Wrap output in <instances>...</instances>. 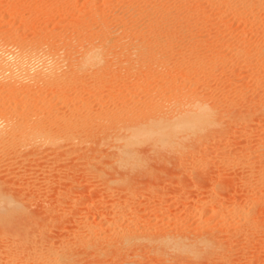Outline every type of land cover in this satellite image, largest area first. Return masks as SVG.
Returning <instances> with one entry per match:
<instances>
[{
    "label": "rangeland",
    "instance_id": "1",
    "mask_svg": "<svg viewBox=\"0 0 264 264\" xmlns=\"http://www.w3.org/2000/svg\"><path fill=\"white\" fill-rule=\"evenodd\" d=\"M211 1L213 2L210 6L204 0H0V59L1 61L3 60L0 64L3 66V63H5L4 67H2L3 69L0 67V82L3 83L4 81L3 84L0 83L2 86H0V101H2V104L1 102L0 104L2 107H5L1 108L0 106V110L4 109V113L0 112V129L6 126V122L8 123L15 119L18 121L21 112H17L18 109L21 110L20 105L14 106V104H19L17 99L21 96H17L16 98L14 96L16 92L13 90V87L18 85L22 86V82L23 84H27L28 82V79H23L18 74V61L15 60H18L17 58L21 52L41 46L45 50L44 53H46L48 48H50V44L56 50L59 49L58 52L62 54L61 49L64 48L63 45L65 42L73 41V43H76L77 41H81L79 39L84 38L87 34L94 35L93 37L99 41V39L104 38V30H108L113 36L115 35L114 37L119 36L117 39L121 37L122 40H119L121 44L130 45L134 42H140L142 39L145 40L149 37L146 15L155 13L157 9L164 16L163 25L174 27L178 21L179 23H183L182 31L179 35L182 38L178 36L168 43L169 46L173 43L171 47L176 51H171L172 49L170 47V52L165 53L167 56L164 55L166 60L162 56L163 60L168 63L165 62L169 70L166 73L167 75L164 74L166 75V79H172L175 76L176 79L179 78V80L177 79L179 82L176 81L175 84L176 86L178 85L177 88L180 91L187 90L186 88L189 85L186 84L189 82L191 84V80H194L193 82L197 83V86L195 85L194 87L195 91L204 97L207 102L215 105L217 113L219 112L218 110L221 112H219L220 115L218 113L219 118L216 113V119L219 122L217 126L221 128H219L220 133L217 131L211 138L200 142V144L207 146L208 150L206 152L197 153L193 156L185 153L175 157L177 155L175 153L174 155L172 153L167 155L164 153V155L162 152L158 154L159 151L156 149L151 148L150 151L149 147L141 146V148L138 146L142 164L147 163L148 166H145L144 170L146 169V172L150 170V175L148 173L145 174V171L141 169H138V171L119 169L117 172L113 168L111 169V167H106L101 164V162L95 163L94 168L85 169L78 161L72 162V165L71 163L69 164L71 159L67 160L68 165L74 168H72L74 170L73 180L78 181L77 183L73 182L74 184L60 183V186H58V188L63 190V185L67 184L64 189L68 194H63V196L67 197L69 202L63 203V206L59 207L68 212L66 211V216H64V219H61L62 221L55 220L54 217L46 219L48 220L47 222L44 221V223L49 222L50 224H45L49 226H53V221L59 224H56V227H52L53 229L49 233L56 246L61 241L65 245H70L73 242V238L85 237L86 234L84 233L85 229L83 224L85 222H94L97 229L100 225V215H103V212L107 210V215L111 216L113 214L109 211L112 210L113 212L117 211L116 213L114 212L117 218L121 214L127 216V219L121 217L124 219L122 221L124 227L128 224L125 225V221L127 220L128 222L131 218L129 221L136 219L140 222V225L142 224L140 227L145 226L141 229L152 226L156 228L155 230H162V232L171 229L180 230L181 232L184 231L183 233L188 231L189 233L192 231L197 232V230L200 231L207 225L212 229L214 227V229L219 228V230H215V237L218 243L220 241L219 244L221 246L223 244L224 246H222V250L218 251L220 254L217 252V255L214 253V256H211V253L208 255L206 253L199 257H193L187 254H181V256L179 254V259L177 257L174 261L171 260L174 258L171 256H175L176 258L177 255L173 254L170 255V262L162 252L157 251L154 254H152L153 252L150 254L147 249L143 248L144 251L143 249L139 251V254H142V256H140L139 260L135 261L139 264H264V160L262 161L264 158L259 159L260 157L257 156L260 155L259 152L264 147V0ZM190 5L192 6L190 7ZM144 17L146 20L143 19ZM143 37L146 38L144 39ZM13 51H15V54ZM172 52L173 54H171ZM78 55L77 52H72V58H70L72 64H75L76 60L78 61L80 58V55ZM2 56L3 58H1ZM195 59L201 62L199 69L198 67L195 70L191 69L189 75L185 74L187 71L185 69H190V64ZM6 60L8 61L6 62ZM137 66V64L136 66L134 65L138 69L139 66ZM136 68L135 70H137ZM8 70H11V77L14 80L10 78L9 82H11H8L7 85V78L9 79L10 77ZM133 70L132 72L134 73L135 71ZM2 72H4V76ZM156 72L153 71L152 74L145 73V76L148 79L152 78L153 82L150 89L147 90V94L144 92V96H142L143 93H139L138 96V92H133L134 89L131 88L132 86H129V89L127 88L129 93L127 91L124 93L122 85L128 81L129 76L128 74H122L120 76V78L122 77L121 79H113L114 81L110 80L111 82L113 81L112 83L110 82L111 84L109 82L107 83V85L110 84L109 87L111 90L113 88V90H108L106 95L105 92L99 95L90 81L87 80V83L85 80L84 84H86L84 85L83 95L81 97L84 100L90 99L89 102L94 104L97 103L95 98L101 96V94L105 95V97L107 96V98L109 96L113 100L114 97L117 98L116 95L119 92H122L124 94L121 98L124 97V103H122L121 98H117L113 100V104L115 105L116 101L120 99L115 105L116 107L118 103L119 107H121L127 106L129 102L128 106L134 105V108L136 106L139 109L144 102H147L148 99L150 100L153 97L152 95H154L155 99L160 100L159 97L163 98L162 95L165 96L167 93L168 95L171 92L173 93V91L167 92L169 90L165 88L164 81L160 80L158 71ZM12 75L15 76L13 77ZM123 75H126V77ZM134 76L136 77L135 73ZM124 77L125 79H123ZM16 78L19 81L17 83H15ZM157 80L159 81L157 82ZM186 80L189 82H185ZM183 81L186 84H183ZM179 85L182 86L179 88ZM18 87H16L17 90L19 89ZM1 88L7 93L6 95ZM8 88H12L11 92ZM177 88L176 90H178ZM63 89H66L64 93H67L68 98H70L68 105L71 101L75 102L71 97L74 96L73 93H76V90L71 88H68V90L66 87ZM9 96L13 98L8 99ZM162 98V101L165 100ZM94 99L95 102H93ZM8 102L10 103L9 105ZM113 104L111 105V109H113ZM10 105L11 107L13 106L12 109ZM92 106L96 109L95 104ZM59 107L63 108H61L62 111L67 110V107L61 105ZM2 114L5 115L2 116ZM9 115H12L13 119ZM192 139H195V136ZM157 155L161 157L159 156L157 158ZM165 156L171 157L170 162L168 157L166 158L167 160L163 158ZM1 158L0 163L6 160L0 165L1 167L6 165V169L4 167L1 168L2 170L0 169V183L2 185L6 178L12 177L11 179L14 180V173L17 169L21 173L22 170L16 167L15 164L13 166L9 157L8 159L10 160L8 162L11 164L7 162V157L3 160ZM61 161H59V165L60 162L65 164L66 159L62 158ZM56 165L59 167L57 163L50 165V173L48 174L51 176L55 173L56 175L53 176L58 179L62 175L60 174L61 172H58L59 170H57ZM11 166H13L12 169ZM25 166H23L24 170L28 171L30 167L28 164H25ZM7 167L10 169H7ZM18 170L17 172H19ZM6 172L9 173L7 174ZM248 172L249 174H247ZM95 174L96 176H94ZM11 179L5 181L8 185L5 183L4 186L2 185L3 190L10 192L14 188H20L17 185L18 183L14 182L16 180L11 182ZM107 180L111 183L105 186L106 184L103 183H107L105 182ZM114 180L116 181L114 182ZM39 181L37 183V186L41 187V189L37 187L38 190L40 189L39 193H49L47 187L43 184V180L40 179ZM244 181L248 185V182H250V185H246ZM120 185L121 187H119ZM148 186L149 188H147ZM42 187H45V190L47 189L46 192L42 191ZM34 188L32 187L30 189L34 190ZM61 189H59V192L62 191ZM57 191L56 189L55 192ZM55 192L54 196L57 194ZM209 203L215 206L218 205V207L221 204V207L223 206L222 208L224 209L226 207L225 211H223L225 214L222 217L226 227L224 224L221 227V224L215 221L217 219L212 217L211 208L207 209L208 207H206ZM233 204L245 207L246 209L254 206L253 215L249 218L251 227L241 228L242 231L235 237H231L232 230L235 229V226L233 218L230 217L231 215H228L229 212L227 209H230ZM129 209L133 213L129 214L130 211L127 212ZM216 224L220 226H216ZM131 225H128V228H131ZM248 229L249 231H247ZM98 235L97 237L95 235V238H98ZM0 241V249L3 250L5 248L4 242L7 244V241L3 240V238ZM93 248L91 249L92 253L89 250V252L87 251L88 253L84 254L86 256L81 257L83 261L85 259L86 262L90 260L89 264H133L131 263L133 261L132 258L129 259L127 257V251L125 253L124 251L121 253L112 252L114 254L112 255L111 253L112 256L109 255L110 258H108V254H106L107 257L103 255L97 258V253H99L97 250L98 246ZM13 251H15L14 248ZM80 252L82 253L83 250H80ZM126 259H128L127 262ZM92 260L94 261L93 263Z\"/></svg>",
    "mask_w": 264,
    "mask_h": 264
},
{
    "label": "bare ground",
    "instance_id": "2",
    "mask_svg": "<svg viewBox=\"0 0 264 264\" xmlns=\"http://www.w3.org/2000/svg\"><path fill=\"white\" fill-rule=\"evenodd\" d=\"M204 2L210 5L213 1L204 0ZM191 6L192 5H190V7ZM146 17L147 20L145 19V17L143 19L147 21L149 37L147 39H145L147 36L145 38L143 37L145 40L142 39V41H138L136 43L134 42L130 45L121 44L119 42V40H122L121 37L120 39H117L119 36L114 37L115 35L113 36L112 33H110L108 30H104V38L99 39V41H97L98 39L96 40V38L93 37L94 35L87 34L85 37L83 36V40L79 39L81 41L76 42L77 45L75 42L74 45L73 41L65 42V44L62 43L64 44V48L61 49L63 55L58 52L59 49L56 50V48L51 47L50 44V48H48V51L46 53H44L45 50H43V47L41 46L23 52L19 51L21 53L17 58L18 60H15L18 61V74L19 76H21V78L28 79V82L25 80L27 84H23L22 82V86L17 84L19 87H16H18L21 91L19 89L18 91L16 87H13V90L16 92H13L15 93L14 96H16V98L17 96H21L19 97V99H17L19 104H14V106H21V110H17V112H21L18 121L15 119L11 122H6L5 127L1 125L3 128L0 129V158L2 156L1 159L3 160L7 157V162L11 159L10 161H12L11 163L13 164V166L15 164L16 167L21 168L22 173L18 169L17 170L19 172H17V170L15 171L13 168V170L15 171L14 173V171L12 170L15 174L13 179L16 181L12 180V177L8 178L11 179V182L14 181L15 183H18L17 185H19L20 188H14L12 191L7 192L3 190L2 185L4 186L5 181H7L8 179L6 178L2 185L0 183V239L3 238V240L7 241V244L4 242L5 248H3V250L0 249V264H89L90 260H87L86 262V259L83 261V258L81 259V257L86 256L84 254L88 253L89 250L92 253L91 249H94L93 247L96 246H98L97 250L99 251V253H97L98 255L96 256L97 258H100L103 255L106 256V254H108L107 256L108 258H110L109 255L112 256L114 254L112 252L121 253L124 251L125 253V251H127V257H129V259L132 258L133 260L131 261V263L136 264L138 262L135 261L139 260L140 256H142V254H139V251L145 248L147 249V251H149L150 254L152 252V254H154V252L157 251L160 253L162 252V254L165 255L171 262V260L174 261V259H177L179 254H187L193 257L203 256V254L206 253L207 255L211 253V256L214 253L217 255V252L222 250V248L224 247L223 244V247L221 246V244H219L220 241L218 243L215 237V230H219V228L217 227L216 229H214V227L212 229L209 225H207L208 223L206 224L207 226H204L202 230L198 231L196 229L197 232L192 231L190 233L189 231L183 233L184 231L181 232L180 230L174 229L162 232V230H155L156 228L152 226H147L148 228L141 229L145 226L140 227L142 224L140 225V222L136 219H133V221H129L131 218L128 220V222L127 220L125 221V225L127 223L128 224L124 227L122 225V221H124L127 216L121 214L120 217L117 218L115 217L116 214L114 215V212L116 213L117 211L113 212L112 210L109 211L111 214H113L111 215L112 217L107 215V210H102L104 212L103 215H100V225L97 229L94 222H85L83 225L85 229L84 233L86 234V236H83L84 238H81L78 235L81 239L78 238V240L76 238H73V242L70 243V245H65L61 241L60 244H57L58 246H56L53 239L49 235L50 231L53 229L52 227H56V224L59 225L58 222L56 223L53 221V226L45 225L50 224L49 222L46 223L48 221L46 219L51 217H54L55 220H61L62 218L64 219L67 210H63L60 207L63 206V203L69 202L68 198L63 196V194H68L64 187L68 183L72 184L73 182H78L73 180L72 177L74 168L68 165L67 160L71 159L69 164H72V162L74 161H78V163H81L85 169L94 168L93 166L95 163L101 162V164L105 165L106 167L109 166L115 171H119V169H129L130 171H138V169H141L145 171V166H148L147 163H145L146 165L142 164L143 162L139 156L140 149L138 146H144L147 148L149 147L150 151L151 148L156 149L157 151H159L158 154H161L162 152L163 154L166 153V155L171 153L172 155H174L175 153V155L177 154L175 157H177L180 154L189 153L193 156L197 153L206 152L208 150L207 146L200 144L202 140L211 138L212 135L216 134L217 131L220 133V127L217 126L219 122H217L216 118H219L221 112L217 109L220 112H218V115L215 105L207 102L204 97H202L197 91H195L194 87L197 83L193 82L194 80H191V84L188 80L185 81L189 82L187 84L183 81V84L185 83L189 86L186 88L187 90L180 91V89L177 88L178 85L176 86L175 84V82L178 81L179 78H177V80L175 76L172 79H166V73H168L169 70L166 67L167 62L165 61L166 59L164 58V55H166V52H170L171 49V51H176L171 47L173 43L171 42L172 44L170 46L168 43H170L172 39L180 35L183 23H179L178 21L177 25L174 27H167L166 25H163L164 16L158 9L155 13L153 12L148 16L146 15ZM132 33L134 32L132 31ZM166 45L168 46L166 47ZM73 51L77 52V54L80 55L78 61L76 60V63L74 62L75 64H72V62H70ZM13 52L15 54V51ZM171 54H173V52ZM162 56L165 60H163ZM1 58H3V56ZM7 61L8 60H6V62ZM2 62L3 60L0 63ZM14 63L16 64V62ZM136 64L139 66H137L138 69L134 67V65L136 66ZM191 64V68L189 67L190 69H185L187 70L185 74L189 75L191 69L195 70L197 69V67L199 69L201 62L195 59V61L191 62ZM4 65L5 63H3V66L1 65L0 67L2 68L4 67ZM135 68L137 70H135ZM132 70L135 71L134 73L136 77L134 76ZM10 71L8 70L9 73ZM153 71H158L161 78L160 80L164 81L165 88L169 90L167 92L173 91V93L171 92L172 97L171 93H169L170 95H168V93L166 92L167 94L164 93L166 94L165 96L162 95V93L161 95L163 96V98H161L165 99L162 101L160 97V100H157V98L155 99L154 95H152L153 97L150 100L148 99L150 97H148L147 99L149 101L147 100V102H144L139 109H137L136 106L134 108V105L128 106L129 102L127 106L121 107H119L118 103L117 108L115 105L117 104V102H119L120 99L116 101L115 105L113 104V100L121 98L125 91L129 89V86H132L131 88L134 89L133 92H138V96L139 93H143L142 96H144V92H146L145 94H147V90L150 89L153 79H148V77L145 76V73L147 72L148 74H152ZM2 73L4 76V72ZM11 74L12 73H10V77L8 75L9 79L7 78V85L10 78L13 79L11 77ZM122 74H128L129 76L128 81L126 83L124 82V84L122 83L124 93L122 94V92H119L116 95L117 98L114 97L113 100L109 96L108 98L107 96L105 97L108 90H113V88L111 90V88L109 87V85L114 81L113 79H121L122 77L120 78V76H122ZM123 76L126 77V75ZM125 77L123 79H125ZM85 80L90 81L99 95L100 93L105 92V95L101 94V96L95 98L97 100V103H94L96 105V109L94 108V106H92L94 104H91L89 102L90 99L84 100V98L81 97V95H83L82 93L84 85L86 84H84ZM110 80L113 81L111 82ZM182 80L180 79V81ZM17 81L18 80L16 78L15 83H17ZM158 81L159 80H157V82ZM108 82L111 83L107 85ZM0 83L3 84L4 81L3 83ZM181 86L179 85V88ZM65 87L67 89L71 88L76 90V93H73L74 96H70L71 98H73L72 100H75V102H70L69 105L74 102L71 106L68 105V101H70V98H68L69 96H67V93H64V90L66 89L63 88ZM183 87L185 88V86ZM176 88L178 90H176ZM3 90L4 89H2V91ZM9 90L11 92L12 88ZM127 92L129 93V91ZM4 93L5 95L7 94L6 92ZM93 95L94 97H96L95 94ZM11 96H9V98H6L12 99L13 97L10 98ZM92 97L91 99H93ZM95 99L93 102H95ZM121 100L123 101L124 97L121 98ZM0 102L2 104V101ZM10 103L8 102V105ZM122 103H124V101ZM112 104L115 106L112 107L113 109H111ZM58 105L67 107V110L62 111V107H59ZM1 108L5 107L1 106ZM2 110H0V112L4 113V109ZM3 115L5 114H2V116ZM10 117L11 119H13L12 115ZM2 122L4 121L2 120ZM194 136L195 139H192V137ZM259 153L260 155H257L260 157L259 159L264 158V147L260 150ZM159 156L160 155H157L156 157L158 158ZM8 157L10 159H8ZM167 157L168 156H165L163 158L166 159ZM62 158L66 159L65 164L61 163L63 162L61 161ZM168 159L170 162L171 157H168ZM263 160L264 159H262V161ZM59 161H61L60 165ZM8 163L11 164L10 162ZM55 163L59 165V167L56 165L57 170H59L58 172H61L60 174L62 175L61 177H58L59 174H57L58 176L56 177H58V179L53 176L56 175L55 173L51 176L48 174L50 173V165H53ZM25 164H28V166L30 167L28 171L24 170L23 168ZM13 166H11V169ZM3 167L6 169V165L2 167L0 166V169ZM8 168L9 167H7V169ZM52 170L54 169L52 168ZM146 173L150 175L151 171H145V174ZM96 174L94 176H96ZM247 174H249V172ZM99 177L101 176L99 175ZM40 179L43 180V184L47 187L49 191V193L47 192L48 194H43V192L39 193L41 187L39 186L40 189L38 190L39 187L37 186V183L40 182ZM115 181L116 180H114V182ZM105 182H107L103 183L106 184L105 186L111 183L108 180ZM60 183H67L66 185H63V190L61 188H58V186H60ZM248 183L250 185V182ZM150 184L152 185L151 182ZM150 184L149 186H151ZM246 185L248 184L246 183ZM149 186L147 188H149ZM29 187L35 188L33 190ZM119 187H121V185ZM44 188L42 187V191L46 192L47 189L45 190ZM56 189L58 190L57 192H55ZM59 189H61L62 191L59 192ZM54 192L55 194L57 193L56 196H54ZM206 207H208L207 209L211 208L210 211L212 212V217L214 219H217L215 221H217L218 224H221L222 227L225 222L222 218L223 214H225L223 211H225L226 207L224 209L222 208L223 206L221 207V204L218 207V205L215 206L210 203ZM227 209L229 212L228 215H231L230 217L233 218V223L235 226V229L232 230L233 232L231 231V237L238 236L242 231L241 228L243 229L244 227H251L249 218L251 217V215H253L254 206L246 209L245 207L236 206L235 204H233L230 209ZM128 211H130V209L127 210V212ZM130 213L133 212L130 211L129 214ZM121 217L124 219H122ZM44 221L46 222L44 223ZM130 224H132V227L128 228V225L130 226ZM218 224H216V226ZM247 231H249V229ZM107 232L108 234H106ZM97 234H99L98 238H95V235L97 237ZM13 248L15 251H13ZM79 249L83 250V252L81 253ZM173 254L177 256L176 258L175 256H171L174 258L170 260V255ZM218 254L220 253L218 252ZM204 257H206V255H204ZM127 260L128 259H126V262ZM93 262L94 261L92 260V263Z\"/></svg>",
    "mask_w": 264,
    "mask_h": 264
}]
</instances>
